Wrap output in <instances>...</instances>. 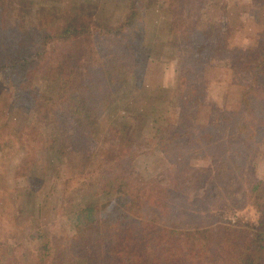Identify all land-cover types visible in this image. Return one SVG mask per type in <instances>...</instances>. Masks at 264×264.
<instances>
[{
  "label": "rangeland",
  "instance_id": "rangeland-1",
  "mask_svg": "<svg viewBox=\"0 0 264 264\" xmlns=\"http://www.w3.org/2000/svg\"><path fill=\"white\" fill-rule=\"evenodd\" d=\"M181 1L0 0V52L6 57V66L0 64V264H50L51 255L44 262L40 248L49 241L54 255V239L63 244L59 249L65 255L78 258V264H98L97 254L75 253L71 242L77 210L120 193L105 190L101 177L121 172L153 181L165 179V171L175 159L162 150L172 138L160 128L178 123L182 98L189 91L182 67L192 63L189 49L203 39L192 33L189 48L188 40L177 37L182 23L183 27H212L217 37L211 41L218 51L211 55L205 52L209 60L207 100L195 118L197 123H208L213 117L218 126L204 141L193 139L194 146L185 151L184 159L204 179L209 178L218 154L205 143H225L236 132L235 125H223L215 117L230 114L250 98L252 108L241 119L252 140L257 141L254 173L264 180V74H260L254 56L257 48L264 46V0ZM133 3L141 17L135 27H127ZM45 13L56 21L69 15L85 18L93 50L110 48L120 60L111 65L116 64L114 72L104 64L110 72L100 75V90L93 104L97 115L94 129L74 140L64 154L53 144V137L65 127V118L57 116V108L64 106L61 78L51 74L48 66L65 44L47 42V55L19 76L20 68L12 67L15 63L8 59L16 52L13 45L21 41L23 32L37 29ZM30 43L38 47L33 37ZM79 48L78 53L85 55L79 60L91 62V50ZM221 171L220 178H227L226 167ZM247 171L251 174L253 167ZM225 185L230 187L228 182ZM204 189L205 185H200L196 192L201 194ZM243 216L253 223L261 220L253 208Z\"/></svg>",
  "mask_w": 264,
  "mask_h": 264
},
{
  "label": "trees",
  "instance_id": "trees-1",
  "mask_svg": "<svg viewBox=\"0 0 264 264\" xmlns=\"http://www.w3.org/2000/svg\"><path fill=\"white\" fill-rule=\"evenodd\" d=\"M184 2L188 0H182L180 4ZM133 7L125 22L127 27H135L141 17L135 3ZM187 10H191L189 5ZM171 12L178 14L174 8ZM183 26L182 23L177 37L188 40L189 48L192 46V33L197 32L203 39L187 54L191 62L198 65L191 63L182 67L181 73L189 91L182 98L178 123L172 122L160 128L167 130L172 138L169 143H164L162 150L175 159L165 171V179L153 181L121 172L104 174L101 179L105 190H120L119 195L82 206L76 212L72 249L75 253L94 252L98 255V264H264V180L254 173L257 141L252 140L253 136L245 130L246 124L241 119L252 108V99L245 98L244 106L240 105L230 114L215 117L223 125H235L236 132L228 136L225 143H205L214 147L218 154L213 158L215 165H211L209 178L204 179V175L183 157L185 151L194 146L193 139L198 138L202 142L208 132L218 126L213 117L208 123H197L195 119L196 112L207 100V54H218L217 46L211 41L217 34L209 26L206 29H198L193 24ZM28 30L23 32L21 41L13 45L16 52L8 57L15 63L12 67L20 68L18 76L30 64L38 62L39 57L47 55L48 43L59 40L65 44L56 50V57H51L49 52L53 60L48 66L51 74L61 78L60 100L64 101V106L57 108V116L65 118V127L53 137V144L57 152L64 154L74 140L91 134L94 129L97 115L93 104L100 90V75L110 72L106 68H113L114 72L116 64L111 65L119 57L110 48L93 50L90 26L85 18L78 15L56 21L54 16L45 13L37 29ZM112 36L115 37V33ZM32 37L38 45L36 49L30 43ZM79 46L91 50V62L79 60L85 57L84 53H78ZM190 54H195V57ZM254 56L260 74H264V46L258 47ZM4 58L5 54L0 52L2 66H6ZM104 64H107L106 68ZM195 78L199 83L193 82ZM193 83H196L195 89ZM234 140L240 142L233 143ZM250 166L253 167L251 174L247 171ZM224 167L228 170V177L220 178ZM226 180L229 188L225 185ZM200 185H205V189L198 194L196 191ZM236 191L241 192L237 195ZM249 208L259 213L261 220L258 223L243 216ZM62 245L54 239L53 255L49 241L43 243L40 249L44 252V262L46 256L51 255L50 264H78L76 256L65 255L64 250L59 249Z\"/></svg>",
  "mask_w": 264,
  "mask_h": 264
}]
</instances>
